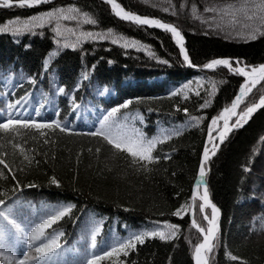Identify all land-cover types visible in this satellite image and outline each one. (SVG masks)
<instances>
[{"label": "trees", "instance_id": "trees-1", "mask_svg": "<svg viewBox=\"0 0 264 264\" xmlns=\"http://www.w3.org/2000/svg\"><path fill=\"white\" fill-rule=\"evenodd\" d=\"M117 1L128 11L178 26L193 63L200 65L212 58H239L243 66L264 63V35L249 39L234 34L250 23L243 15H237L235 24L230 23L231 18L227 17L221 29L207 26L211 14L204 13L205 6L233 3L235 0H171L175 15L171 9L169 13L162 11L168 6L165 0ZM193 3L197 5L195 16L191 12ZM69 4H75L98 20V26L82 24V30L112 28L119 34L149 45V50L159 60H168L169 63H160L143 51L125 50L110 41H86L75 50L57 48L51 26L18 36L0 33V117L7 115L4 108L7 101L28 93L25 115L35 117V110L39 109L40 117L53 119L57 118L55 113L59 111L62 121L78 133H85L68 135L57 130L53 134L46 130L49 144L45 145L42 140L33 139L34 133L19 131L13 143L34 149L27 154L40 161L39 166H27L19 150L13 152L10 145L4 149L8 160L13 162L11 166L18 170L17 179L25 185L22 200L35 205L38 215L41 202H70L75 205L71 214L58 222V230L64 233L58 252L69 262L83 258L81 254L90 242L82 240V236L87 235L83 231L84 222L95 216L102 220V231L97 236L96 249H88L89 253L100 254L107 250L105 242H110L113 235L123 238L129 232L150 229L167 220L181 225L178 238L172 241L146 239L145 244L137 245V249L129 253L127 264L132 261L136 264H194L191 252L200 241L201 234L190 226L193 214L189 212L183 217H175L171 213L181 204L190 202L207 138V125L213 115L230 104L243 83V77L228 72L223 66L201 71L184 65L170 34L123 21L102 0H49L30 9L0 6V24L17 16L24 20L36 12ZM181 4L185 5L183 9ZM64 23L71 28L77 27L75 21ZM74 39L70 37V40ZM50 52L56 55L51 57L49 68L44 70L42 61ZM109 60L112 63H108ZM8 71L13 75L11 82L5 79ZM82 74L87 78L83 79ZM29 76H36L35 85L28 82ZM200 76L204 77L205 83L197 89L196 78ZM190 80L193 81L190 87L199 91L198 96L191 90L187 98L183 95L168 96L169 91ZM209 80L217 82V91L209 106L200 109L199 104L203 103L206 90L211 86ZM78 82L80 87L76 89ZM61 86L68 95L58 92ZM5 92L11 95L6 96ZM261 94H264V81L254 86L245 97L240 111L248 103L259 102ZM72 97L80 105L79 110L70 106ZM136 98H140V103L135 102ZM126 99H132L133 104L128 110H121L122 113L139 111L144 122L141 125L137 121V126L142 127L149 137L158 135L161 129L183 128L181 135L157 144L154 154L163 157L167 153L170 159L161 158L150 165L152 170L147 173L130 166L126 154L114 155V149L102 138L86 135L94 130V125L106 110ZM184 108L188 109V114L204 119L198 126L185 128L188 115L183 112ZM261 137H264V107L257 109L243 127L230 132L210 161L206 182L211 200L221 210L220 246L210 257V264H241L245 260L247 264H264V228H261V218L264 217V140ZM7 139L11 137L0 132V144ZM96 147L101 149L99 154L95 153ZM89 148L93 151L89 152ZM77 153L80 154L78 165ZM244 167H248L249 172L245 173ZM53 175L61 181V187L49 183ZM5 176L8 179H0V186L11 187L7 172ZM29 183L36 187H26ZM206 212L210 213V209ZM25 214H30V210H25ZM194 218L201 227H206L197 206H194ZM65 248L78 249L79 253H65ZM226 252L240 259L232 260ZM100 264H114V261L105 259Z\"/></svg>", "mask_w": 264, "mask_h": 264}, {"label": "snow or ice", "instance_id": "snow-or-ice-1", "mask_svg": "<svg viewBox=\"0 0 264 264\" xmlns=\"http://www.w3.org/2000/svg\"><path fill=\"white\" fill-rule=\"evenodd\" d=\"M49 0H0V6L5 8H34L41 4L48 3ZM147 2V0H145ZM168 4L163 7L164 13L175 15V6L171 0H165ZM105 3L111 6L112 13L119 19L136 26H146L147 28L160 29L161 31L170 34L171 40L178 48V55L181 57V62L190 68H199L204 70H215L218 66L225 67L228 72L238 74L243 77V83L239 85L238 92L231 100L230 104L223 107L218 114L211 117L207 125V138L204 142L202 155L199 160V169L196 175L195 184L192 189L190 202L181 204L172 213V216L183 217L184 214L193 212L191 219L192 227L198 229L201 234V239L196 243L191 252L194 264H210V257L214 254L216 248L220 246V225L219 218L221 214L220 208L213 203L210 198V192L205 180L208 172V162L214 156L220 145L227 139L228 134L234 129H239L244 126L251 118L252 114L264 107V94L259 97V102L248 103L241 111H237L239 106L244 102L245 97L252 91V88L264 81V63L257 65L241 66L242 61L239 58H212L203 64L193 63L190 54L185 47V37L181 29L173 23L164 22L158 18H152L147 15H139L133 11L125 10L116 0H105ZM155 7V5H153ZM184 4L180 5L183 9ZM204 13H210L207 19V26L210 29H221L227 17H230V23L235 24L237 15H243L250 23L242 26V30L235 31L236 36H245L249 39H256L257 35H264V0H235L233 3L213 4L205 6ZM191 12L195 16L197 13V5H191ZM200 18V17H196ZM65 21H75L77 27H68ZM82 24L98 26V20L88 12L82 11L75 4L67 6L52 7L48 10L36 12L21 20L19 16L14 19H9L5 24H0V33L12 34L13 36L22 35L25 33H33L36 29H43L51 26L53 42L57 48L77 49L86 41H110L113 45L122 47L125 50L133 49L143 51L149 57L158 59L153 51H150V46L142 43L135 38H129L123 34H119L112 28H107L101 31H85L80 27ZM70 37H75L70 40ZM25 47H30L25 45ZM56 55L55 52H50L42 61V68L47 70L51 62V57ZM158 62L168 64V60H159ZM108 63H112L111 60ZM235 63V67L233 64ZM94 67V66H93ZM82 78L86 79V76ZM7 82L13 80L11 71H8L6 77ZM23 79V76H21ZM28 82L35 85L36 76H29ZM193 81L181 84L180 87L169 91L168 96L173 97L183 95L187 98L188 91H195L199 95V91L191 89ZM205 83L204 77L196 78V88L199 89ZM211 85L206 90V98L203 103L199 104L200 109H206L211 97L217 91V82L209 80ZM79 89V82L75 85ZM58 92L68 95L64 87H58ZM6 96L11 95L10 92H5ZM28 93L19 99H11L6 102L4 108L6 116L0 117V132L4 133L7 139L4 144H0V179H8L5 172L9 174L11 187L0 186V264H100L102 260L110 259L114 264H127V258L130 252L137 249V245L145 244L146 239L159 238L161 241H172L178 238L181 231L180 224L169 223L167 220L158 222L150 229H141L132 231L125 237L113 235L110 242H105L106 249L100 254L94 251L89 253L88 249H96L97 236L102 231V220H98L95 216H90L84 222L83 231L87 234L82 236V240L90 241L88 247L82 255V259L77 262H69L58 252L61 249V238L64 236L62 231L58 230V222L66 215H70L74 204L68 202H60L57 204H45L41 202V213L38 215L35 205L30 201L22 200V188L25 185L21 180L17 179L18 170L13 168L12 161L8 160V155L4 149L9 145L13 152L19 150L23 156V162L27 166L36 164L39 166L40 161L35 160L34 156L27 154L34 149H25L20 143H13L15 137L21 129L28 130L34 133L33 139H40L45 145L49 144L46 137V130L55 133L59 131L68 135H85V133L77 132L69 124L59 118V111L55 113L57 118L43 119L40 117L39 109L35 110V117L25 115L26 102ZM135 102L140 103V98H136ZM133 104L132 99H126L122 103L111 107L102 114L94 130L86 133V135L102 138L114 149L115 154L125 155L130 166L137 170H143L145 173L151 171L150 165H154L160 161L170 159L169 154H154L157 144L170 140L173 136L181 135L183 128L172 127L171 129H161L158 135L149 137L142 129L137 126V121L142 125L144 117L139 111L130 113L129 106ZM70 106L73 109L79 110L80 105L76 103L74 97L70 100ZM152 111V109H148ZM183 112L188 115L184 127H195L204 119L202 116H192L188 114V109L184 108ZM40 117V118H37ZM235 117L234 122L229 123ZM222 121V123H220ZM215 133V134H214ZM264 140V137H261ZM27 141H25L26 143ZM89 152L93 150L88 149ZM100 147L95 148V153L99 154ZM80 154H76V164H79ZM23 169H20L22 171ZM248 167H244L245 173L249 172ZM49 183L56 187H61V181L55 176H51ZM26 187H36L35 184L29 183ZM202 189V191H201ZM178 196L179 193H176ZM198 202V205H197ZM194 206L198 207V212L202 215L203 221L206 222V227H201L194 218ZM210 209V213L206 212ZM25 210H30V214L26 215ZM47 210V211H45ZM129 210V209H125ZM161 215H164L161 213ZM56 225L57 227H53ZM261 228H264V217L261 218ZM51 229V231H49ZM64 252L79 253L78 249L65 248ZM232 260H239V257L232 256L226 252ZM123 257V259H121ZM131 264H136L132 261ZM241 264H247V261H242Z\"/></svg>", "mask_w": 264, "mask_h": 264}, {"label": "water", "instance_id": "water-1", "mask_svg": "<svg viewBox=\"0 0 264 264\" xmlns=\"http://www.w3.org/2000/svg\"><path fill=\"white\" fill-rule=\"evenodd\" d=\"M102 1H104L105 2V0H102ZM116 2L117 3H119L117 0H116ZM138 14V13H137ZM140 15V14H139ZM152 18H154V17H152ZM242 66V65H241ZM218 67H220V66H218ZM254 88V87H253ZM253 88H252V90H253ZM251 93V92H250ZM249 94V93H248ZM243 103V102H242ZM241 106V105H240ZM240 106H239V108L237 109V111H239V109H240ZM213 157V156H212ZM212 157H211V159H212ZM211 159H210V161H211ZM210 168V162H208V169ZM206 178V177H205ZM220 217H221V214H220ZM219 223H220V218H219Z\"/></svg>", "mask_w": 264, "mask_h": 264}, {"label": "rangeland", "instance_id": "rangeland-1", "mask_svg": "<svg viewBox=\"0 0 264 264\" xmlns=\"http://www.w3.org/2000/svg\"><path fill=\"white\" fill-rule=\"evenodd\" d=\"M235 120V117H233V119H232V121H234ZM222 123V122H221ZM215 134V133H214ZM263 162H264V155H263Z\"/></svg>", "mask_w": 264, "mask_h": 264}, {"label": "bare ground", "instance_id": "bare-ground-1", "mask_svg": "<svg viewBox=\"0 0 264 264\" xmlns=\"http://www.w3.org/2000/svg\"><path fill=\"white\" fill-rule=\"evenodd\" d=\"M222 122V121H221ZM230 123V122H229Z\"/></svg>", "mask_w": 264, "mask_h": 264}]
</instances>
